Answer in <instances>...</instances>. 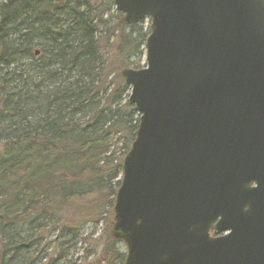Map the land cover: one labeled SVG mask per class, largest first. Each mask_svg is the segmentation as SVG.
I'll return each mask as SVG.
<instances>
[{
	"label": "water",
	"instance_id": "obj_1",
	"mask_svg": "<svg viewBox=\"0 0 264 264\" xmlns=\"http://www.w3.org/2000/svg\"><path fill=\"white\" fill-rule=\"evenodd\" d=\"M112 2L150 20L145 67L121 71L139 115L113 204L124 264H264V0Z\"/></svg>",
	"mask_w": 264,
	"mask_h": 264
},
{
	"label": "trees",
	"instance_id": "obj_2",
	"mask_svg": "<svg viewBox=\"0 0 264 264\" xmlns=\"http://www.w3.org/2000/svg\"><path fill=\"white\" fill-rule=\"evenodd\" d=\"M88 1L0 3V264H122L112 220L97 237L79 231L101 222L102 193L112 207L138 125L132 106L115 105L125 83L105 86L107 50L116 72L140 69L147 33L119 13L103 29L106 10ZM19 47L37 62L19 65Z\"/></svg>",
	"mask_w": 264,
	"mask_h": 264
},
{
	"label": "rangeland",
	"instance_id": "obj_3",
	"mask_svg": "<svg viewBox=\"0 0 264 264\" xmlns=\"http://www.w3.org/2000/svg\"><path fill=\"white\" fill-rule=\"evenodd\" d=\"M7 1L8 0H0V3L3 4V3H6ZM70 1H72V0H70ZM92 6L97 7V9L100 10V11L106 10V12L103 14V16L101 18H102V20H106L108 23L104 24L105 26H104L103 29H109L112 25H114V26L118 25V21L119 20H117L118 19L117 16H119V15H117V12H116V10H115V8L113 6L112 0H89L88 1L89 9L92 8ZM98 14H100V12L97 13V15ZM137 25H138L137 27H139L138 29L141 30V32L147 33L148 27H149V21H147V20L141 21ZM108 39H109L110 43H113L114 40H112L111 36H109ZM19 50H20L19 59L21 60L19 65L25 67L30 62H37V60H34V59H37L39 56H34V59L32 57V54H33L34 50L27 51L24 47H19ZM113 50L114 49H112L111 47L107 50L108 55H109L108 58H109V60H111V62H110L109 68H108V64H107V67H106V69L104 71L105 86H109V89H111L112 82L114 84L118 83L120 80H121V82H124L123 78L120 75V71L121 70L119 69L116 72V66L117 65L113 61L115 59L114 54H113ZM138 50H141V47ZM22 52H23V55H22ZM22 56L24 57V59H23ZM133 61L139 63L140 67L144 66V57H143V55H142V57L140 56L139 58H136ZM128 92H127V95H128ZM126 102H127L126 95H122V97H120V102L118 101V99L115 102V105H117L116 108H120V107L123 108L124 107L123 105ZM0 121H1V119H0ZM0 129H1V127H0ZM0 149H1V142H0ZM97 202H98V205H102V204L104 205V208L101 210L102 215L99 218V220L101 222L99 224H94L93 222L88 221L85 224V226L82 228L83 230L79 231L81 234L84 233L85 236H89V235L94 234V237H97L105 229H109V227H110L109 225L111 223L113 215H112V207L109 208L110 207V202H109L108 192L106 191L105 193H102V196L98 197ZM81 210H82V208H79L78 206L72 207V211L74 213H76L77 215H79ZM91 212H92V210H88V211H86V214H89ZM87 241H88V239H87ZM117 247H118V249H119V251L121 253V256L124 258V255H125V247H124V245L118 243ZM79 248L82 249L83 253H84V250H89V247H88V245L86 243H82L81 242V245L78 244L77 248H76L77 249V254L74 256L77 259L85 256V253L84 254L82 253L84 256L81 254V250H79ZM122 262H123V260H122Z\"/></svg>",
	"mask_w": 264,
	"mask_h": 264
}]
</instances>
